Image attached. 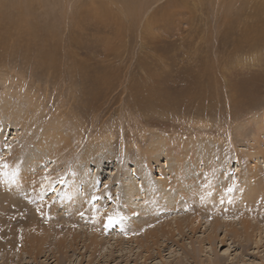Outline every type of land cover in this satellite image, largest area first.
Segmentation results:
<instances>
[{
	"label": "rangeland",
	"instance_id": "1",
	"mask_svg": "<svg viewBox=\"0 0 264 264\" xmlns=\"http://www.w3.org/2000/svg\"><path fill=\"white\" fill-rule=\"evenodd\" d=\"M0 105V164L20 150L11 171L51 182L31 204L6 188L31 216L48 206L38 225L17 226L0 204L1 242L34 227L47 238L10 264H264V185L248 177L264 159V0H0ZM182 160L217 192L198 197L204 208L180 198L159 227L184 232L157 251L136 242L150 222L96 227L61 203L78 181L76 198L119 216L126 174L161 182ZM1 249L0 264L11 252Z\"/></svg>",
	"mask_w": 264,
	"mask_h": 264
},
{
	"label": "bare ground",
	"instance_id": "2",
	"mask_svg": "<svg viewBox=\"0 0 264 264\" xmlns=\"http://www.w3.org/2000/svg\"><path fill=\"white\" fill-rule=\"evenodd\" d=\"M0 122H2L1 123L2 127L0 128V136H1L0 150H1V148L3 147V144H2L3 138L2 137H4V134H6V132H7L6 130H7L8 126L4 127L5 122L2 120H0ZM57 133H59V131ZM25 148H27V146ZM19 152H20V150H17V152L13 151L14 154L11 153V155L6 158V159H8L6 161V165L8 167L4 168V167H2V165H5V164H2V163L0 164V204H2V206L5 205V208H6L5 211L8 213V214H4L5 217L4 216L1 217L2 219L5 218L7 220V221H2V222L14 224V225L16 224L17 226L21 225V224L26 226L29 223H32L31 224L32 226L34 223L36 225H38L40 223V221L45 220L44 216L47 214V207L48 206L46 205V206H43L38 211L36 210V212H38V215L42 216V218H38V216H31L30 214L33 213L34 209L31 210L30 207H28L29 205H26L25 203L22 204L21 202L16 203V202L12 201L11 198L9 197V194H7L8 190H10V189L6 190V188L9 187V185H13V187L16 186L15 188L18 189L16 192L17 193L22 192L25 196H28L29 197L28 201L31 204L32 202H35V200L33 201V196H39L37 198H40L41 194L43 193L42 189L45 188V189L49 190L51 188L50 187L51 186L50 178H48V177L43 178L42 181H39L38 180L39 178L37 176H35L33 178L28 174L29 172H27V171L25 172V171H22L20 169L18 172L15 171L17 173H14V171H11V168L14 167V165H15L14 162L17 159H21V155H20L21 152L20 153ZM58 153L60 154L59 151L57 152V154ZM57 154H56V156L59 157V155H57ZM30 155H31V153H30ZM181 162L184 164V167L181 165L180 168L173 169L174 173L172 172V176H169L167 178L163 177L162 178L163 180L160 179L161 182H157V181L154 182L153 178L151 177V174L146 175L145 173H143V174L141 173L140 178H139V180L141 179L140 182L137 179L135 180V178H133L132 175H129L130 173L126 174V182L127 183L125 182V184H124V186H125L124 187V194H125V203L124 204L126 206V209H123L124 211L121 210L120 211L121 215H119V216H116L114 214V212H111L109 214L100 215L98 212L99 211L98 208L95 210H92L89 207V204H88L89 199L87 201L85 199H83L84 201H82V199L80 200L79 198H76L75 189L78 186V183H79L78 181L73 183L72 185H70V187H69L70 189H68L65 199H63L61 201V203H62L63 207L66 208V211H68V214L72 213V216L74 215L73 216L74 219L76 218L75 215H77V214L79 215L83 210H86V212L88 211L89 213H91V216H89V217H91V222H93L92 224L95 225L96 227H97V224H99V226L102 228L106 227L105 225L107 224L108 221H110L109 218H111L112 221L113 220L118 221L120 226L129 225L132 228L131 231L135 232V229L136 230L138 229L135 232V233H137L140 230H144V228L141 227V226H145V225H142V224H144V222H148V223L150 222L148 224L149 227L145 226L146 231L144 232V234L142 236L139 235L140 237H142L141 240L137 239L136 242L140 243V241H142L143 239L147 240V242H149L151 240L152 241L151 242L152 243V249H154L153 247H155V250L157 251L162 238H166L167 236L170 235V237L167 239V241L168 242H169V240L173 241L172 239L175 236V230L180 234H183V232H184L182 222H175L176 228H174V229L171 228L170 224H168L166 227L169 230H167V231H165L164 227H159V224H160L159 221L167 220V218L172 216L173 213L175 212V210L179 206L182 205L183 202L179 201L180 198L184 199V201H186V202L189 201L188 203H190V202L191 203H196V202L201 203L198 199L199 196L207 199L209 196H211V194H213L214 192H217V191L212 192V190L209 189V186L207 183L210 181V178H209L210 176H208V174L205 173L202 176L201 174H199L198 171H195V168H193L194 167L193 164H190V162L183 161V160ZM204 164H205V167H204L205 172H207L206 169H207V167H209V165L207 164L206 161L204 162ZM257 164H259L260 168H264V159L258 160ZM189 165H190V167H189ZM196 166L198 168L199 164H196ZM233 167L234 166H232V168ZM260 168H258L256 166L255 170L250 171L251 173L249 174L248 177H249V179H252L255 181H257V180L262 181L261 183H263V185H264V180H261V175H260L261 169ZM232 170L239 171L240 169L237 166L236 169L233 168ZM76 172H78V171H76ZM80 175H82V174H80ZM68 176H69V174H68ZM72 176H73V173H72ZM60 177H61V179L65 180V182H66V179L69 178V177L65 178V175H62ZM78 177L76 178V180H79ZM55 181H57V180H55ZM210 182H212V181H210ZM37 183H40V184H37ZM84 183L86 185V189L87 190L89 189V191H90V188L93 187L92 178L89 177L88 180L84 179ZM25 185L27 186V188L24 189ZM261 185L259 184V186H261ZM29 186H32V187L29 188ZM189 188H191V189H189ZM28 191H29L30 195H29ZM16 192H14V193L16 194ZM10 194H11V192H10ZM186 196L188 197V200L184 198ZM23 198H25V197H23ZM17 199H19V198H17ZM201 204L200 205L203 206L205 203H201ZM21 205H23L24 208H26L27 214L26 215H20L21 213L19 214V211H17V212H14V214L18 213L19 215L16 214L17 216L14 218V214L13 215L10 214L13 210L12 207L14 206V207H20L21 208ZM207 206H209V205L207 204ZM203 208H204V206H203ZM203 208H201V209H203ZM0 210H1V207H0ZM79 210H81V211H79ZM207 211H208V209H207ZM115 212H117V211H115ZM200 212H202V210H200ZM26 217H27V219H26ZM78 218L79 217H77V219ZM196 218L198 220L199 216H196L194 219L189 220V223H190L189 226H190V229L192 230V232L196 231L195 230V228H196L195 224L198 223ZM139 225H141V226H139ZM54 227H55V225H54ZM41 230H43V229H41ZM13 231H15V230H13ZM27 232H28L27 235H29V229ZM131 234H134V233H131ZM27 235H24L23 238L18 240L17 236H15L14 234H11V235H9V238H7L8 239L7 242H1V241H3V240H1V237L3 238V236L0 235V240H1L0 241L1 242L0 243V249L2 248L1 250L11 251L10 254L6 257L5 262H3L2 264H10L12 261L20 262V260L22 259L23 253L28 254V255H30V254L32 255V254H35V253H32V251H35V252L37 251L36 254H40L41 252H43V250H44L43 240L46 237L42 238L40 233H39V230L37 231V228H35V227L30 231V236L28 237ZM131 237H132V235H131ZM19 242L21 243L22 249L19 247L20 245H18ZM90 242H91V244H90L91 246L89 248L94 246L95 247L94 249L96 251H98L99 250L98 248L102 245L100 242H98V240L96 241V240L90 239ZM148 244H150V243H148ZM144 247H146L147 252L150 253L151 247H149V246L148 247L144 246ZM12 251H14V252L12 253ZM11 253L13 255H14V253H18V254H16V256H11ZM19 258H21V259H19ZM63 259L64 258H62V257L61 258L58 257V259L56 261L58 262V264H61L63 262Z\"/></svg>",
	"mask_w": 264,
	"mask_h": 264
},
{
	"label": "snow or ice",
	"instance_id": "3",
	"mask_svg": "<svg viewBox=\"0 0 264 264\" xmlns=\"http://www.w3.org/2000/svg\"><path fill=\"white\" fill-rule=\"evenodd\" d=\"M2 167L6 168V167H8V166L5 164V165H2ZM109 220H110V223H111V222H112V221H111V218H109Z\"/></svg>",
	"mask_w": 264,
	"mask_h": 264
}]
</instances>
